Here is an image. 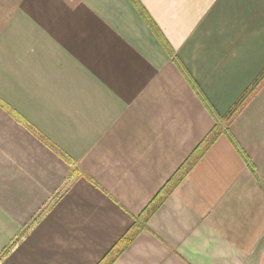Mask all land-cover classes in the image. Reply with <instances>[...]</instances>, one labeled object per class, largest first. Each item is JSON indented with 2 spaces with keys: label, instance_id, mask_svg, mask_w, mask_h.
Listing matches in <instances>:
<instances>
[{
  "label": "crops",
  "instance_id": "1",
  "mask_svg": "<svg viewBox=\"0 0 264 264\" xmlns=\"http://www.w3.org/2000/svg\"><path fill=\"white\" fill-rule=\"evenodd\" d=\"M0 0V264H264V0ZM73 160L42 142L10 110ZM224 123V124H223Z\"/></svg>",
  "mask_w": 264,
  "mask_h": 264
},
{
  "label": "trees",
  "instance_id": "2",
  "mask_svg": "<svg viewBox=\"0 0 264 264\" xmlns=\"http://www.w3.org/2000/svg\"><path fill=\"white\" fill-rule=\"evenodd\" d=\"M137 7L141 15L147 21L148 25L155 33L159 41L167 49L169 53H173L166 38L161 33L159 28L154 24L146 8L141 4L139 0H132ZM264 85V68L257 75V77L251 82V84L239 95L234 104L223 116V122L228 127L238 114L244 109V107L253 99L258 91ZM8 110L17 118L18 121L23 123L33 134H35L42 142L59 154L62 158L68 162H73L72 158L65 153L57 144H55L47 135L36 128L31 122L27 121L17 112ZM225 131L224 127L220 124H216L210 132L201 140L191 154L185 159V161L179 166L175 173L167 180V182L161 187V189L155 194L152 200L143 209L142 213L137 217L136 221L129 227V229L117 240V242L111 247V249L105 254V256L97 264H112L115 259L123 253V251L130 245L140 231L147 227L150 217L157 211V209L164 203L167 197L174 191V189L181 183L185 176L191 171L198 160L207 152L211 145L215 142L217 137Z\"/></svg>",
  "mask_w": 264,
  "mask_h": 264
},
{
  "label": "rangeland",
  "instance_id": "3",
  "mask_svg": "<svg viewBox=\"0 0 264 264\" xmlns=\"http://www.w3.org/2000/svg\"><path fill=\"white\" fill-rule=\"evenodd\" d=\"M224 124V123H223ZM224 125H226V124H224Z\"/></svg>",
  "mask_w": 264,
  "mask_h": 264
}]
</instances>
